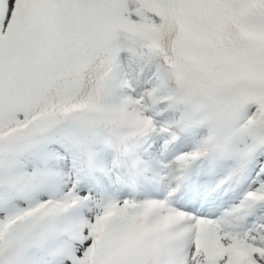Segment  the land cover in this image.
Segmentation results:
<instances>
[{
  "label": "snow or ice",
  "instance_id": "1",
  "mask_svg": "<svg viewBox=\"0 0 264 264\" xmlns=\"http://www.w3.org/2000/svg\"><path fill=\"white\" fill-rule=\"evenodd\" d=\"M0 264H264V0H0Z\"/></svg>",
  "mask_w": 264,
  "mask_h": 264
}]
</instances>
